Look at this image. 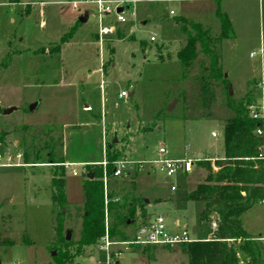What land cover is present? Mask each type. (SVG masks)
Returning a JSON list of instances; mask_svg holds the SVG:
<instances>
[{"label": "rangeland", "instance_id": "374dc122", "mask_svg": "<svg viewBox=\"0 0 264 264\" xmlns=\"http://www.w3.org/2000/svg\"><path fill=\"white\" fill-rule=\"evenodd\" d=\"M67 1L0 0V125L7 135L0 155L24 153L25 127L39 133L55 127L52 143L58 159L75 164L64 168L68 207L63 236L71 232L74 245L63 253L69 255L67 264H104L100 241L77 251L86 176L94 166L108 163V149L115 147L116 139L113 152L120 158L114 165L123 160L132 167L139 165L156 158L162 146L171 158L195 160L202 152V161L214 164L212 156L222 145L224 120L230 115L228 94L236 105L264 112V0L263 4L140 0L125 12L126 24L115 22L114 15L101 24L94 5L74 11ZM225 11L233 21L232 37L222 42L219 51L228 89H215L214 116L207 118L197 109L201 105L197 79L207 59L200 54L188 72L177 53L195 34L191 23L201 24L211 37L221 35L217 13ZM85 15L88 21L79 23ZM102 26L113 33L100 40ZM123 92L128 98L120 99ZM33 104L37 108L31 111ZM213 133L219 137L213 138ZM194 167L208 173L202 162ZM62 169V164L33 159L27 166L0 168V242L12 243L0 246L2 264H53L60 251L52 247L61 210L53 204L52 179ZM72 170L79 176H73ZM103 180L107 199L135 197L150 202L138 208L135 226L125 234L162 216L171 233L186 230L197 242L214 238L215 224L202 223L199 217L202 204L186 201L190 187L173 193L162 173L149 174L147 169L129 170L117 178L105 173ZM153 193L169 200L153 202ZM262 211L258 207L250 212L242 225L264 244ZM106 220L111 224L107 214ZM120 259L122 264H189L190 260L180 247L157 246L150 251L133 249Z\"/></svg>", "mask_w": 264, "mask_h": 264}, {"label": "trees", "instance_id": "16d2710c", "mask_svg": "<svg viewBox=\"0 0 264 264\" xmlns=\"http://www.w3.org/2000/svg\"><path fill=\"white\" fill-rule=\"evenodd\" d=\"M217 16L222 23L221 35L211 37L209 31L201 24L191 23L195 34L188 37L187 44L177 53L178 61L188 72L200 54L207 59L201 63L202 72L197 79L201 103L197 109H202V116L207 118L214 116L215 89L219 86L228 89L220 66L219 51L222 42L230 39L233 31L226 15L218 12ZM226 102L230 115L224 120L222 130V151L225 155L223 158H217L213 166L209 160L199 161L208 171V176L205 182L186 196V201L202 204L199 217L202 223L216 225L214 238L184 244L180 248L188 254L189 264H264V244L259 243L260 238L247 232L242 225L245 214L255 206L264 204V159L259 158L264 138L256 134L261 122L250 116L248 105H236L229 94ZM24 131L26 135L23 140L28 148L24 150L23 156L27 164H30L31 159L65 164L62 158L58 159L55 153L56 145L52 143L55 142L52 136L54 126L45 128L41 131L43 133L28 127H25ZM6 136L0 125V144L5 142ZM115 147L108 149L109 161L106 169L104 170L101 165L94 166L92 173L84 180L83 222L80 240L77 242L78 252L96 245L102 239L107 227L106 214L111 220V224H108L109 235L118 240L130 239L135 231L131 234H125L124 231L135 226L134 216L138 208L146 205L141 198L125 197L123 200L114 199L112 196L106 198L103 176L105 173L109 178L114 176L116 166L114 164L120 158L117 151L113 152ZM65 177L66 172L63 168L62 174L56 172L52 179L53 204L61 210L55 219L57 241L52 247V250L60 248V251L54 257L53 264H67L69 255L63 253L62 249L74 245L73 241L67 242V237L63 236L68 207ZM9 245L12 243L4 245L0 242L2 247ZM153 247L144 249L150 251Z\"/></svg>", "mask_w": 264, "mask_h": 264}, {"label": "built area", "instance_id": "2783aa9c", "mask_svg": "<svg viewBox=\"0 0 264 264\" xmlns=\"http://www.w3.org/2000/svg\"><path fill=\"white\" fill-rule=\"evenodd\" d=\"M140 0H112V1H105V0H68L66 4L70 6L74 11H79L82 5H94L98 8L99 13V21L103 24V20L106 17L115 16V22L126 24L127 19L125 17V12L130 10V5L133 3H137ZM166 3L174 2V0H161ZM160 1V2H161ZM119 9H123L122 13H118ZM171 16H174V11L170 12ZM133 17V14H132ZM113 33V29L102 26L99 31V38L100 40L103 37L111 35ZM155 41L154 38H152ZM252 56H255L253 54ZM128 98V94L123 92L120 95V99ZM248 109L250 112V116L255 120L261 122L260 129L257 130L256 134L261 138H264V112H259L256 107L249 106ZM213 138H218L219 135L213 133ZM260 159H264V146L259 157ZM17 161V162H16ZM25 157L23 156L22 152H19L16 157L12 155L8 156H1L0 155V168L2 167H19V166H27L24 163ZM202 161L200 156L197 159H190V158H182V159H175L170 157V153L166 147H160L157 156L154 159H150L144 163H140L139 165H131L128 161H120L117 162L115 166L114 178L123 176L129 170H151L154 172H160L165 176V179L169 181H173L179 175L190 174L194 170V164ZM107 162L104 161L100 165L105 170L107 167ZM75 164L68 163L62 164V167L66 170L74 167ZM73 176L78 177L79 174L75 170H72ZM105 184V183H104ZM172 191L175 192L178 190L176 185L171 187ZM216 227V225H214ZM196 242L190 237V234L186 230L180 233H171L167 230L166 226V218L162 216L156 217L154 221L151 223H145L138 226L135 229L133 236L128 240H118L113 238L109 235L108 224L106 227V232L103 235L102 239L99 242V251L104 253L105 255V262L104 264H122L121 257L124 256L126 252H130L135 248H146V247H162V248H175L184 246V244H189ZM2 264V262H0ZM9 264H17V263H9Z\"/></svg>", "mask_w": 264, "mask_h": 264}, {"label": "crops", "instance_id": "0c3cea01", "mask_svg": "<svg viewBox=\"0 0 264 264\" xmlns=\"http://www.w3.org/2000/svg\"><path fill=\"white\" fill-rule=\"evenodd\" d=\"M177 1H187V0H174V2H177ZM219 1H221V2H224V1H226V0H219ZM248 1H251V2H260L261 4H263L262 2H261V0H248ZM224 15H226V16H228V18L230 17V14L228 13V11H225L224 12ZM82 17V16H81ZM88 19H89V16H88ZM231 22H233V21H231ZM253 57V56H252ZM254 83L256 82V81H253ZM263 83V82H262ZM222 149H223V146L221 145L220 147H218L216 150H215V153H214V156H212L214 159L216 158H220V155H221V153L223 152L222 151ZM198 156H203V153L202 152H199L198 153ZM184 158H186V157H184ZM198 158V157H197ZM153 159V158H152ZM175 159H181V158H175ZM213 159V160H214ZM210 161V160H209ZM213 165V164H212ZM194 168V170H193V172L192 173H190V174H183L182 173V175H179L177 178H176V180H174V181H167L168 182V185L170 186V190H171V192H173L172 191V189H171V187L173 186V185H176L177 187H178V190L177 191H175V192H173V193H177V192H180V191H182L183 190V188L185 189V188H191L190 189V191L187 193V194H190V193H192L193 191H195L197 188H198V186L201 184V183H203V182H205V180H206V178H207V176H208V173H205V174H203L202 172H201V170H199V169H197V168H195V167H193ZM207 171V170H206ZM214 171H216V169L214 170ZM150 172H152V174L153 175H155L156 174V172H154V171H151V170H149V174H150ZM175 181H176V183H175ZM178 181V182H177ZM180 182H182L181 184H180ZM155 188H154V192H155ZM153 195H154V193H153ZM158 196V195H157ZM157 196H153V199H154V201L153 202H156V203H161V202H163V201H167V200H169L168 199V197L167 198H159V197H157ZM194 203V202H193ZM148 204H150V202L148 203ZM260 208V210H264V204L263 205H258V206H255L253 209H251L247 214H245L244 215V217L243 218H245V217H247V215L250 213V212H254L257 208ZM261 215H262V218H263V221H264V212L262 211V213H261ZM257 217H259V216H257ZM242 218V219H243ZM151 221H153V220H151ZM151 221H149V222H147V223H151ZM179 225V224H178ZM195 241H197V240H195Z\"/></svg>", "mask_w": 264, "mask_h": 264}, {"label": "water", "instance_id": "95a60500", "mask_svg": "<svg viewBox=\"0 0 264 264\" xmlns=\"http://www.w3.org/2000/svg\"><path fill=\"white\" fill-rule=\"evenodd\" d=\"M123 12V9H119L118 10V13H122ZM88 21V15H85V16H82V17H80V19H79V23H86ZM232 94V93H231ZM174 107V106H173ZM172 107V108H173ZM31 108V111H33V110H35L36 108H37V104H33V106H31L30 107ZM171 108V109H172ZM14 110L12 109V110H7L6 112H5V114H7V115H9V114H11L12 112H13ZM117 143V139H116V141L114 142V144H116ZM224 155H225V153L224 152H222L221 153V155H220V158H223L224 157ZM93 178V177H92ZM143 201L146 203V204H148L149 202L147 201V200H145V199H143ZM66 237H67V242H70L71 241V232H68L67 233V235H66Z\"/></svg>", "mask_w": 264, "mask_h": 264}]
</instances>
